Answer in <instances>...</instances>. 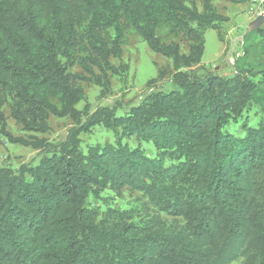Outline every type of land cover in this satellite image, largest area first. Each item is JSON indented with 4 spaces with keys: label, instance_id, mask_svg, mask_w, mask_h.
<instances>
[{
    "label": "trees",
    "instance_id": "trees-1",
    "mask_svg": "<svg viewBox=\"0 0 264 264\" xmlns=\"http://www.w3.org/2000/svg\"><path fill=\"white\" fill-rule=\"evenodd\" d=\"M201 2L202 11L197 0H0V136L44 152L36 165L0 169V264H264V27L245 34L234 77L194 78L181 69L201 63L203 31L222 20L211 0ZM83 20L97 58L77 56ZM163 22L192 39L189 54L157 35ZM127 25L173 59L179 90L123 114L79 110L86 94L69 67L79 60L90 80L91 64L103 69L111 57L122 59ZM8 99L28 131L48 132L50 115L80 124L85 114L86 122L55 145L13 138L2 109ZM251 105L260 110L256 125L229 132V121ZM95 125L152 142L156 154L122 141L84 149L79 135ZM108 185L139 190L180 217L183 229L97 222L86 201Z\"/></svg>",
    "mask_w": 264,
    "mask_h": 264
},
{
    "label": "rangeland",
    "instance_id": "rangeland-1",
    "mask_svg": "<svg viewBox=\"0 0 264 264\" xmlns=\"http://www.w3.org/2000/svg\"><path fill=\"white\" fill-rule=\"evenodd\" d=\"M211 2L222 16V20L216 28L203 31L205 52L201 63L190 68L183 67L181 70L194 78L234 77L239 70L238 59L244 55L245 34L251 29L264 27V0H211ZM197 7L199 11L203 10L201 0H197ZM190 25L199 28L196 22H190ZM125 29L126 42L122 46V59L111 57L109 66H104L103 69L91 64L95 75H92L90 80H86L89 73L84 70L79 60L69 67L71 78H74L76 84L80 85L86 94L85 100L77 105L79 110L93 112L100 107H110L115 108L117 114H123L158 92L179 90L174 79L176 71L173 59L153 52L134 27L127 25ZM78 34L77 56L81 59L90 56L97 58L91 35L88 33V20H83L79 24ZM110 34L114 37L113 29H110ZM157 35L166 43H177L181 54H189L192 39L173 24L163 22ZM244 65L246 70L252 68ZM252 70L257 72L256 68ZM246 73L255 81L261 78L260 75L255 77L249 71ZM51 99L61 107L58 96L52 95ZM10 102L11 99L5 101L2 109L7 121L6 130L13 138L30 141L37 138L55 145L65 141L69 129L83 126L86 122L85 114L82 115L80 124L74 123L71 117L50 115L48 132L28 131L13 117ZM235 115L227 126L229 132L236 133L242 130L243 124L256 125L260 110L251 105L241 115ZM79 137L84 149L92 145L117 144L122 141V144L130 148H143L149 156L156 154L152 142L135 137H118L112 129L104 125H95L89 131L83 130ZM43 155L41 149L19 142L13 143L7 136H0V169L8 167L17 170L22 165H36ZM86 207L98 214L97 222L104 224L115 221L133 223L164 233L179 232L183 229V220L180 217L159 210L142 192L127 185L95 187V191L87 198ZM232 264L246 262L240 259Z\"/></svg>",
    "mask_w": 264,
    "mask_h": 264
}]
</instances>
